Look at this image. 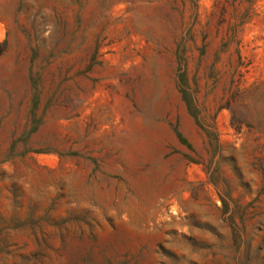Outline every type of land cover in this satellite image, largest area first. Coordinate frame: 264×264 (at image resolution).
I'll return each instance as SVG.
<instances>
[{"label":"rangeland","instance_id":"obj_1","mask_svg":"<svg viewBox=\"0 0 264 264\" xmlns=\"http://www.w3.org/2000/svg\"><path fill=\"white\" fill-rule=\"evenodd\" d=\"M0 264H264V0H0Z\"/></svg>","mask_w":264,"mask_h":264}]
</instances>
